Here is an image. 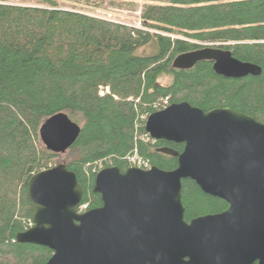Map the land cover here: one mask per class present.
Listing matches in <instances>:
<instances>
[{
    "label": "trees",
    "instance_id": "1",
    "mask_svg": "<svg viewBox=\"0 0 264 264\" xmlns=\"http://www.w3.org/2000/svg\"><path fill=\"white\" fill-rule=\"evenodd\" d=\"M138 18L143 29L56 0L0 1V264H44L52 255L46 246L17 242L16 235L32 222L28 179L56 162L38 132L54 113L81 117L70 147L78 157L65 164L88 209L101 205L92 190L98 164L124 169L136 150L152 166L176 167V157L158 149L180 152L183 144L142 139L139 116L154 112L162 98L204 111L230 107L264 123V0H158L143 3ZM201 42L229 49L262 71L226 78L211 61L172 68L175 56ZM146 46L153 52L136 53ZM162 76L170 81L160 83ZM181 201L187 221L228 207L189 178L182 180Z\"/></svg>",
    "mask_w": 264,
    "mask_h": 264
},
{
    "label": "water",
    "instance_id": "2",
    "mask_svg": "<svg viewBox=\"0 0 264 264\" xmlns=\"http://www.w3.org/2000/svg\"><path fill=\"white\" fill-rule=\"evenodd\" d=\"M201 61H211L226 78L262 71L215 46L178 54L172 68ZM144 129L155 140L183 144L180 152L158 149L176 157L175 168L105 166L92 187L101 205L82 213L75 173L65 163L40 170L26 185L33 225L16 241L50 248L44 264H264V123L230 107L204 111L182 101L150 113ZM80 130L60 111L38 132L47 150L64 153ZM186 178L228 207L187 221L181 201Z\"/></svg>",
    "mask_w": 264,
    "mask_h": 264
},
{
    "label": "rangeland",
    "instance_id": "3",
    "mask_svg": "<svg viewBox=\"0 0 264 264\" xmlns=\"http://www.w3.org/2000/svg\"><path fill=\"white\" fill-rule=\"evenodd\" d=\"M3 2L9 3H18V4H31L36 3L38 0H0ZM58 3H65L67 5L74 4L77 8H80L86 11L89 14L97 15L103 18L111 19L116 22H121L124 24L136 26L138 28H142V25L139 21V13L141 11V7L143 3L150 2L155 3L158 0H56ZM131 4L135 5V8H131ZM201 46H212L211 43H200ZM154 50L153 46H146L139 49L136 53L139 55L152 53ZM170 80L167 76H162L159 79L160 83H168ZM69 117L73 118V121L81 124V117L72 112L67 113ZM55 164L58 163H68L71 160L78 157L77 149H68L64 153H56ZM109 164L108 166H111ZM102 164H98V170L103 168Z\"/></svg>",
    "mask_w": 264,
    "mask_h": 264
},
{
    "label": "built area",
    "instance_id": "4",
    "mask_svg": "<svg viewBox=\"0 0 264 264\" xmlns=\"http://www.w3.org/2000/svg\"><path fill=\"white\" fill-rule=\"evenodd\" d=\"M104 91L107 92L108 88H105ZM100 93H103L102 89H101ZM168 105H170V103L168 101V98L165 97V98L160 99L159 101H156L154 103V105L152 106V108L154 111H158V110H161V109L167 107ZM148 115H149V113L139 116L141 121H144V124H145V121H146ZM142 139L155 140L147 132L143 135ZM126 164H127V166L137 167V168L144 169V170H148L152 166L147 159H144L142 156L138 155L136 150H134V152L132 154L127 155ZM87 205H88L87 203H81L80 202V204L78 206V212L79 213L85 212L88 209ZM28 225H29V227L32 226L33 222H29Z\"/></svg>",
    "mask_w": 264,
    "mask_h": 264
},
{
    "label": "flooded vegetation",
    "instance_id": "5",
    "mask_svg": "<svg viewBox=\"0 0 264 264\" xmlns=\"http://www.w3.org/2000/svg\"><path fill=\"white\" fill-rule=\"evenodd\" d=\"M254 264H256V263H254Z\"/></svg>",
    "mask_w": 264,
    "mask_h": 264
}]
</instances>
